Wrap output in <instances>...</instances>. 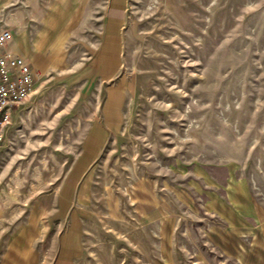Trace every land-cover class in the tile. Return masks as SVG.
Wrapping results in <instances>:
<instances>
[{
    "label": "rangeland",
    "instance_id": "374dc122",
    "mask_svg": "<svg viewBox=\"0 0 264 264\" xmlns=\"http://www.w3.org/2000/svg\"><path fill=\"white\" fill-rule=\"evenodd\" d=\"M24 26L0 264H264V0H0Z\"/></svg>",
    "mask_w": 264,
    "mask_h": 264
},
{
    "label": "built area",
    "instance_id": "2783aa9c",
    "mask_svg": "<svg viewBox=\"0 0 264 264\" xmlns=\"http://www.w3.org/2000/svg\"><path fill=\"white\" fill-rule=\"evenodd\" d=\"M11 31L0 29V147L6 140L14 111L33 92L35 75L23 58L8 48Z\"/></svg>",
    "mask_w": 264,
    "mask_h": 264
},
{
    "label": "crops",
    "instance_id": "0c3cea01",
    "mask_svg": "<svg viewBox=\"0 0 264 264\" xmlns=\"http://www.w3.org/2000/svg\"><path fill=\"white\" fill-rule=\"evenodd\" d=\"M29 26V25H28ZM30 27V26H29ZM30 28L28 27H23L21 30L20 34H11V40L8 43L7 48L14 54L20 56L21 58H23L25 61H27L26 59L31 58L28 54V50H35L36 48H40L43 47L44 45H42L41 41L42 39H44V36L41 35V31H30ZM18 31V30H17ZM36 33V37H31L30 34L31 33ZM19 33V32H16ZM18 47H21V52L19 50H17ZM19 53L21 55H19ZM31 60V59H30ZM28 62V61H27ZM29 63V62H28ZM30 64V63H29ZM32 69V68H31ZM34 92V91H33Z\"/></svg>",
    "mask_w": 264,
    "mask_h": 264
}]
</instances>
